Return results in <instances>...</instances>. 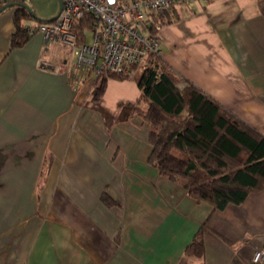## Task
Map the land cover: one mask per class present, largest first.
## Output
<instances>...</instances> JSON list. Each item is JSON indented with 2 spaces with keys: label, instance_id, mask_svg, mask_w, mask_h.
Masks as SVG:
<instances>
[{
  "label": "crops",
  "instance_id": "1",
  "mask_svg": "<svg viewBox=\"0 0 264 264\" xmlns=\"http://www.w3.org/2000/svg\"><path fill=\"white\" fill-rule=\"evenodd\" d=\"M24 2L33 25L58 0ZM12 4L0 10V264H253L264 247V188L214 209L149 161L143 69L109 78L75 68L35 32L11 45ZM159 56L264 134V0L173 5ZM40 60L55 69H42ZM201 230L202 252L187 251Z\"/></svg>",
  "mask_w": 264,
  "mask_h": 264
},
{
  "label": "trees",
  "instance_id": "2",
  "mask_svg": "<svg viewBox=\"0 0 264 264\" xmlns=\"http://www.w3.org/2000/svg\"><path fill=\"white\" fill-rule=\"evenodd\" d=\"M11 45L20 46L30 34L23 19L28 9L15 4ZM131 75L101 71L95 78L94 99L104 93L109 78ZM138 87L147 101L150 163L163 176L181 181L188 193L214 209L240 204L252 191L264 188V134L176 73L159 55L143 69ZM197 231L187 251L201 253Z\"/></svg>",
  "mask_w": 264,
  "mask_h": 264
},
{
  "label": "built area",
  "instance_id": "3",
  "mask_svg": "<svg viewBox=\"0 0 264 264\" xmlns=\"http://www.w3.org/2000/svg\"><path fill=\"white\" fill-rule=\"evenodd\" d=\"M62 7L53 21L25 25L31 35L40 32L45 43L64 47L75 68L97 76L101 71L121 73L144 69L159 55L158 33L168 22L173 6L197 0H61ZM42 69L56 67L40 60ZM253 264H264V247L252 256Z\"/></svg>",
  "mask_w": 264,
  "mask_h": 264
},
{
  "label": "water",
  "instance_id": "4",
  "mask_svg": "<svg viewBox=\"0 0 264 264\" xmlns=\"http://www.w3.org/2000/svg\"><path fill=\"white\" fill-rule=\"evenodd\" d=\"M58 1H59V8H58L57 13L53 17L47 19V21H53L58 16V14L61 10V7H62V1L61 0H58ZM12 4H18V5L26 7L28 9L29 13L31 14V16L34 17V14L31 12L30 8L24 2L5 3L2 7H0V10L4 9V8H6Z\"/></svg>",
  "mask_w": 264,
  "mask_h": 264
},
{
  "label": "rangeland",
  "instance_id": "5",
  "mask_svg": "<svg viewBox=\"0 0 264 264\" xmlns=\"http://www.w3.org/2000/svg\"><path fill=\"white\" fill-rule=\"evenodd\" d=\"M40 1H41L40 3H41L42 6H44V4H46V1L45 0H40Z\"/></svg>",
  "mask_w": 264,
  "mask_h": 264
}]
</instances>
